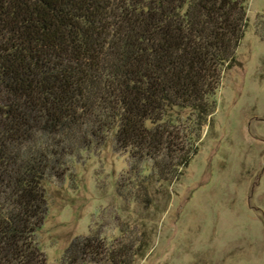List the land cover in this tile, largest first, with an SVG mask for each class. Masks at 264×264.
I'll use <instances>...</instances> for the list:
<instances>
[{
	"label": "trees",
	"instance_id": "trees-1",
	"mask_svg": "<svg viewBox=\"0 0 264 264\" xmlns=\"http://www.w3.org/2000/svg\"><path fill=\"white\" fill-rule=\"evenodd\" d=\"M245 26L244 0H0V264H47L45 183L109 139L128 154V199L152 206L196 152L175 108L200 129ZM140 250L88 235L62 260L130 264Z\"/></svg>",
	"mask_w": 264,
	"mask_h": 264
},
{
	"label": "rangeland",
	"instance_id": "rangeland-1",
	"mask_svg": "<svg viewBox=\"0 0 264 264\" xmlns=\"http://www.w3.org/2000/svg\"><path fill=\"white\" fill-rule=\"evenodd\" d=\"M246 26L196 129L175 108L182 139L196 152L152 206L129 200L128 154L104 146L69 160L45 183L47 211L37 230L47 264H64L70 241L88 235L140 243L130 264H264V0H244ZM190 118V119H189Z\"/></svg>",
	"mask_w": 264,
	"mask_h": 264
}]
</instances>
